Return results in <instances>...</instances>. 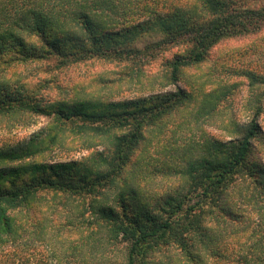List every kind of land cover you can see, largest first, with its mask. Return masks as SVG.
<instances>
[{
    "label": "trees",
    "instance_id": "obj_1",
    "mask_svg": "<svg viewBox=\"0 0 264 264\" xmlns=\"http://www.w3.org/2000/svg\"><path fill=\"white\" fill-rule=\"evenodd\" d=\"M114 1L0 0V117L28 113L50 120L47 128L25 143L0 147V250L29 232L28 221L23 222L18 213H28L41 201L42 193L52 192L88 198L78 215L82 218L79 223L91 225L87 243L96 253L95 264H116L105 254L113 245L122 246L120 264H150L152 254L164 246H175L187 264H205L199 256L205 249L208 256L226 259V254L208 247L216 240L209 224L215 221L221 227L227 220L244 224L233 231L244 239L233 264H264V163L251 158L255 141L264 145L260 125L264 76L247 72L249 85L263 89L255 94L249 120L236 127L239 135L229 146H211L208 157L192 160L180 170L184 190L165 199L156 208L159 214L146 208L132 211L125 198L135 193L130 186L120 192L117 207L101 205L100 198L122 178L145 129L189 99L186 89L118 102L78 101L71 105L63 98L37 97L36 90L23 89L18 78L32 62L54 59L59 70L94 57L150 64L157 62L155 50L176 47L164 60L168 79L176 84L184 68L204 61L223 41L259 35L264 43V0H186L171 12L132 22H118L110 16L116 8ZM123 3L126 6L130 0ZM188 6L193 16H185ZM196 8L201 10L197 15ZM133 13L128 16L132 18ZM78 31L86 36L79 38ZM10 80L18 86L11 89ZM68 125L75 134L88 133L111 144L109 155L95 170L75 174L74 162L44 158L61 143L60 134ZM237 202L250 206L249 217ZM243 215L247 219L243 220ZM34 221L31 225L42 236L43 221ZM67 223H72L68 217Z\"/></svg>",
    "mask_w": 264,
    "mask_h": 264
},
{
    "label": "rangeland",
    "instance_id": "obj_2",
    "mask_svg": "<svg viewBox=\"0 0 264 264\" xmlns=\"http://www.w3.org/2000/svg\"><path fill=\"white\" fill-rule=\"evenodd\" d=\"M185 1L130 0L125 6L123 0H115L116 8L110 16L118 22L139 21L148 15L171 12L174 6H183ZM187 9L189 6L184 8L185 16H193ZM130 12H134L132 18L128 16ZM200 12L196 8V15ZM77 35L79 38L86 36L82 31H78ZM256 36L223 41L210 50L204 61L184 68L176 84L170 83L164 64L176 47L155 50L157 62L150 64L94 57L59 70L54 65V59L32 62L18 78L24 83L22 88L36 90L37 97L63 98L71 105L78 101L118 102L174 91L178 87L186 89L190 93L189 99L183 106L145 129L122 172V178L114 186L106 188L103 198H100L101 205L117 207L120 192L130 186L135 193L125 198L130 202L132 211L146 208L153 214H159L156 208L162 206L165 199L184 190L180 170L192 160L208 157L211 146H229L239 135L236 127L249 120L255 94L263 90L255 84L250 86L247 75V72L255 71L264 76V43L259 40V35ZM11 80V89L18 86L19 83ZM39 83L46 86L37 87ZM49 125L47 117L28 113L0 117V147L25 143ZM260 125L264 138V113ZM59 140L61 143L53 146L44 158L49 162H74L77 165L75 174L95 170L111 150L107 140L88 133L75 134L69 125L64 127ZM251 158L264 163V145L257 140ZM41 195V201L31 211L18 213V218L23 222L28 221L26 226H30L29 232L23 233L11 246L0 250V264H95L96 253L87 243L91 225L79 223L82 218L78 215L88 198L84 200L52 192ZM237 204L246 209L245 214L249 217L250 206ZM246 216L243 215V220L247 219ZM67 217L72 222L70 225ZM31 219L43 221L45 230L42 236L34 230L31 225L34 220ZM249 221L252 223L251 219ZM243 225L230 224L227 220L219 227L212 221L209 232L214 234L216 240L208 248L226 254V259L208 256V249H205L199 252L204 263L233 264L244 240L240 232L233 231ZM221 230L227 233L222 234ZM105 254L109 262L116 264H120L124 257L122 246L116 245L106 249ZM150 264L187 263L175 246H164L152 254Z\"/></svg>",
    "mask_w": 264,
    "mask_h": 264
}]
</instances>
